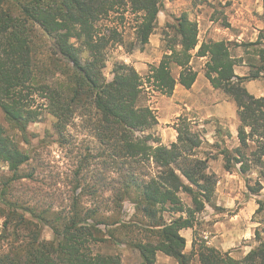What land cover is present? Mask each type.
<instances>
[{
    "label": "trees",
    "instance_id": "1",
    "mask_svg": "<svg viewBox=\"0 0 264 264\" xmlns=\"http://www.w3.org/2000/svg\"><path fill=\"white\" fill-rule=\"evenodd\" d=\"M160 10L159 0H0V112L6 121L27 141L28 126L44 114L53 117V128L61 134L79 119L98 141L96 159L102 160L106 173L113 169L120 179L110 188L112 207L86 209L74 199L68 211L44 215L3 199L13 210L6 212L2 224L0 264H124L119 255L98 250L108 241L105 236L135 250L138 264H157L158 253L177 264H264V240L258 232L257 246L241 259L207 247L196 235L191 252L185 253L181 231L195 228L196 216L215 192L209 159L197 156L202 136L180 117L176 142L163 145L151 132L158 119L145 104L146 88L137 71L116 63L113 79L104 76L112 48L132 53L149 43ZM126 15L133 16L135 23V43L129 45L119 24H111L113 18L123 22ZM168 27L162 60L149 67L150 87L165 97H171L177 85L191 89L198 76L191 63L205 58V78L234 102L240 122V146L233 156L225 153V169L230 171L234 163L240 173H248V141L258 144L252 161L259 164L264 157V97L249 94L245 83L263 77L264 65L257 63H264V53L257 50L258 43L199 45L197 23L185 14ZM236 49H242L247 60L238 57ZM242 66L249 67L244 76L236 73ZM172 68L179 70L177 78ZM0 161L12 173L6 186L23 179L21 169L31 161L30 152L1 125ZM88 161L84 159L80 168L89 167ZM150 167L154 172L148 171ZM181 194L190 197V207ZM125 201L134 205L136 221L123 220ZM165 214L171 218L166 220ZM41 225L50 228L52 240L41 238ZM101 226L108 230L103 232ZM119 231L133 234L132 242L119 240L115 235Z\"/></svg>",
    "mask_w": 264,
    "mask_h": 264
},
{
    "label": "rangeland",
    "instance_id": "2",
    "mask_svg": "<svg viewBox=\"0 0 264 264\" xmlns=\"http://www.w3.org/2000/svg\"><path fill=\"white\" fill-rule=\"evenodd\" d=\"M159 1L161 10L157 29L149 43L142 50L136 49L132 53H128L126 48H112L108 53L104 76L107 81L113 79L112 71L116 63L130 65L137 71L146 88L145 104L155 111L158 119V125L151 132L161 142L167 139L169 143L165 146L172 144L170 140L175 139L176 142V126L180 117L187 119L193 131L201 134L203 144L197 156L209 159V171L216 176V185L211 202L205 204L204 211L196 216L195 228L181 231L186 240L185 253L188 255L191 252L193 237L196 235L207 247L222 253L228 252L233 258L241 259L257 246V232L264 240V157L261 163L256 164L251 155L258 144L248 141V173H240L239 165L234 163L231 164L230 171L225 169V153L229 152L233 156L234 150L240 146V122L234 102L223 91L212 88L205 78V58H194L191 63L198 74L197 83L194 93L190 97H182V102L177 103V115H173L172 104L165 103L169 102L167 99L170 97L154 92L147 81V75L150 65H158L165 53L164 33L169 34L168 26L183 14L197 23L199 45L209 42L232 43L233 46L258 43L257 50L264 53V0ZM133 20L134 17L130 15H126L123 22L111 19L112 25L119 24L126 45L135 43ZM235 54L244 61L248 58L242 49H236ZM254 58L256 62L260 60L258 55ZM262 65L264 63H257V67ZM171 72L175 78L178 77L177 68H172ZM248 72L247 66L236 69L240 76ZM262 76L245 83L248 93L255 98L264 97V71ZM191 104V108L185 106ZM169 113L172 115H168ZM167 120L170 121L166 122ZM54 122L53 117L44 114L38 123L28 126L25 141V137L13 129L0 112V125L31 154V161L20 172L24 178L13 181L8 186L7 179L12 177V173L0 161V234L6 212L13 210L3 203V199L44 215L47 214L46 211L53 214L68 211L74 199H78L80 206L86 209L105 204L112 207L114 193L110 188L116 186L115 182H120V179L113 169L106 173L102 160L96 159L99 144L93 131L86 123L77 119L61 134L53 128ZM246 131L249 132L248 129ZM86 158L90 165L82 169L80 163ZM148 171L154 172L152 167ZM181 199L187 207L192 205L186 194H181ZM121 212L126 223L139 219L130 201L123 203ZM24 215L30 218L27 213ZM165 218L168 220L171 217L165 214ZM41 227V238L52 240L50 228L43 225ZM100 229L103 232L108 230L103 226ZM115 235L123 242H132L134 238L133 234L126 231H119ZM104 238L108 241L98 246L101 253L119 255L124 264L140 262L135 250L127 248L125 244H116L107 236ZM157 264L177 262L158 253Z\"/></svg>",
    "mask_w": 264,
    "mask_h": 264
},
{
    "label": "crops",
    "instance_id": "3",
    "mask_svg": "<svg viewBox=\"0 0 264 264\" xmlns=\"http://www.w3.org/2000/svg\"><path fill=\"white\" fill-rule=\"evenodd\" d=\"M196 83H197V79H196V82L195 84L192 86V89L191 90H186L184 89L182 86L180 85H177L175 90H174V93L173 95L168 98L167 100L169 102H165V103H171L172 104V110H173V115H177L179 111H177V103H179L180 99L182 97H190L192 95V93H194V89H195V86H196ZM182 101H180L181 103ZM187 106V108H191L193 107V105L191 104L190 106L189 105H185ZM168 115H172L171 113H169ZM170 120H167L166 122H169ZM171 143H174L175 142V139L173 140H170ZM169 142H167V139H163L162 140V144L164 145H167Z\"/></svg>",
    "mask_w": 264,
    "mask_h": 264
}]
</instances>
